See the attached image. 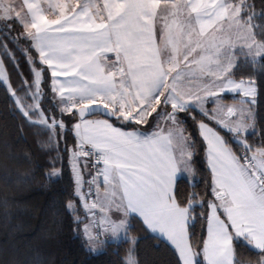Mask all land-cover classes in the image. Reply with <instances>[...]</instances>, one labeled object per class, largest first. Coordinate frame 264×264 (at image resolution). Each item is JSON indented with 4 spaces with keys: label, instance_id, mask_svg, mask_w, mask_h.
<instances>
[{
    "label": "snow or ice",
    "instance_id": "1",
    "mask_svg": "<svg viewBox=\"0 0 264 264\" xmlns=\"http://www.w3.org/2000/svg\"><path fill=\"white\" fill-rule=\"evenodd\" d=\"M44 3L46 8L37 0H23L12 16V0H0V19L19 23L36 53L33 57L29 49L23 50L32 79L18 72L17 87L0 59V84L30 124L53 135L57 128L66 131L65 115L78 119L70 158L75 194L83 198L81 157L92 156L94 166L102 165L97 176L104 185L103 195L97 185L96 201L85 208H99L105 217L113 208L124 217L138 216L152 233L170 242L181 264H234V241L239 240L264 251V148L252 151L244 135L254 127L250 104L257 89L252 79L233 78L237 47L264 67V29L253 31V5L248 0ZM45 71L51 77L48 97L42 86ZM228 93L246 99L224 106L222 97ZM46 100L48 108L43 107ZM206 103L213 107L205 109ZM196 106L215 125L199 124L215 198L207 204V239L201 252L194 250L188 233L193 204L201 202L193 193L182 206L174 194L180 166L192 172L189 149L195 147L184 136L178 114ZM94 109L101 110L100 116L136 125L148 124L152 117L153 127L124 131L108 119L86 118L97 115ZM217 128L231 135L238 152ZM52 175L59 176V170ZM125 227L121 219L112 232ZM84 232L91 241L90 226ZM128 264L135 262L129 259Z\"/></svg>",
    "mask_w": 264,
    "mask_h": 264
},
{
    "label": "trees",
    "instance_id": "2",
    "mask_svg": "<svg viewBox=\"0 0 264 264\" xmlns=\"http://www.w3.org/2000/svg\"><path fill=\"white\" fill-rule=\"evenodd\" d=\"M248 3L253 5V31L259 33L264 29V0H248ZM23 31L15 20L0 22V54L14 87L20 83L18 72L32 79L23 50L29 49L31 55L36 56L30 41L23 37ZM5 48L19 62V68L10 61ZM233 77L255 82L254 129L245 136L250 146L264 148V67L259 59L252 63L248 57L239 56ZM50 79V72L45 71L42 86L46 97L52 95L48 87ZM18 96L23 93L18 92ZM223 99L239 98L225 94ZM43 107H50L47 100ZM179 116L183 130L195 147L191 148L190 159L193 178L178 177L174 194L182 206H187L188 197L193 193L201 202H194L191 210L194 219H190L188 226L189 242L195 251L201 252L206 237L207 204L214 196L198 121L215 125L196 109L179 113ZM63 119L66 131L57 128L55 135L38 124H30L0 84V264H127L129 252L133 253L136 264H181L174 247L150 232L135 215L129 218L126 238L107 240L97 250L86 246L69 166V156L76 145L71 131L76 118L65 115ZM132 125L124 124L125 127ZM217 130L238 152L231 135L222 128ZM57 170L60 175L53 176ZM69 201L76 203L72 210L67 207ZM198 259L203 260L201 256ZM262 259L264 251L242 240L234 241V264H260Z\"/></svg>",
    "mask_w": 264,
    "mask_h": 264
},
{
    "label": "rangeland",
    "instance_id": "3",
    "mask_svg": "<svg viewBox=\"0 0 264 264\" xmlns=\"http://www.w3.org/2000/svg\"><path fill=\"white\" fill-rule=\"evenodd\" d=\"M38 2H40L41 3V5H42V7H47V5H46V3H44V0H37ZM66 2H68V3H71L72 2V0H66ZM5 3H7V0H5ZM12 3H13V7H14V11L11 13V15L12 16H14L15 15V11H19L20 10V6L22 5V3H23V0H12ZM24 12H26V10H25V8H24ZM3 15V12L2 11H0V16H2ZM11 20H13V19H0V22H2V23H8V22H10ZM158 29H159V26H158ZM24 32V31H23ZM23 35H24V33H23ZM24 37V36H23ZM236 51V61L238 60V57L239 56H245V54H244V51H241L240 50V48L239 47H237V49L235 50ZM234 79H240V78H235V77H233ZM228 94H231V95H233L234 96V94H232V93H228ZM236 96H238V100H231V99H223V97H222V101H221V103L224 105V106H238L239 104H240V102L241 101H244L246 98L245 97H243L242 95H236ZM247 99H249V100H251V98H247ZM255 103V99H254V102L253 103H251L250 104V107H251V110H252V113H253V115H254V111H253V104ZM211 107H213V105L211 104V103H206L205 105H204V108L205 109H209V108H211ZM194 109H196L197 111H199V112H201L202 113V109H200L199 108V106H196ZM169 111H171V110H169ZM222 115H223V113H221ZM153 116H155V114H153ZM238 117H231V118H229V119H231V120H235V119H237ZM178 121H179V126L182 128V124H181V119H180V116H179V114H178ZM203 121V120H202ZM202 121H198V130H199V124H200V122H202ZM203 122H205V121H203ZM153 123H154V121H153V118L152 117H149V123L148 124H145L146 126H148V127H151L150 128V130L152 129V127H153ZM165 127H167V125H165ZM183 129V128H182ZM223 129V128H222ZM254 129V127H252V128H249L248 129V131L244 134V135H246L247 133H249V132H251L252 130ZM223 130H225V129H223ZM226 131V130H225ZM183 134H184V136H186V137H189L188 136V134L184 131L183 132ZM199 134H200V130H199ZM221 134V133H220ZM222 135V134H221ZM201 136V135H200ZM223 136V135H222ZM203 139V138H202ZM204 144H205V156H206V143L204 142ZM250 145V144H249ZM260 148H262V147H252L251 146V149H252V151H256L257 149H260ZM189 150H191V149H189ZM252 155V152H249V156H251ZM258 159H259V157H258ZM206 162H207V159H206ZM191 164V163H190ZM208 165V164H207ZM69 166H70V169H71V173H72V177H73V180H74V174H73V171H72V168H71V163H70V159H69ZM79 167H80V172H81V170L82 169H84L85 171L86 170H88L89 171V173L90 172H92V169L90 168L91 166H90V164H89V161H88V165H87V161H86V159L84 158V157H81L80 158V160H79ZM209 168V167H208ZM191 169L193 170V168L191 167ZM193 172V171H192ZM186 178H188V179H192L193 177L192 176H190V177H186ZM74 183H75V180H74ZM99 186V188H100V193H101V195H103V192H104V189H103V191H101V189H102V186L101 185H98ZM104 187V186H103ZM95 189H97V184L95 183ZM74 194H75V185H74ZM75 197L77 198V197H79V196H77L76 194H75ZM96 197H97V191H96ZM77 200L79 201V204H82L83 205V207L85 208V204L87 203V204H91V202L88 200V198L87 197H85L84 196V194H83V198H81V197H79V198H77ZM69 203H71L72 205H73V207H75V204L76 203H74V201H69L68 202V204ZM73 207L71 208V209H69V210H72L73 209ZM94 209H92V210H89V209H87V208H85V210H84V215L86 216V219H87V222H86V224L88 225V226H90V229H91V219H92V217L91 216H89V214L91 213L92 214V211H93ZM94 212V211H93ZM117 213V217H116V221L118 220V222H116V224H119V222H120V220H119V218L123 215V213L122 212H117L114 208L111 210V211H109V213ZM107 217H108V214H107ZM107 217H103L104 219H106ZM110 219H112L111 218V216L109 217V221H111ZM99 230V232L101 231V229H100V227H97V231ZM126 230H123V231H119V232H116L115 233V241H117V240H119V239H121V238H126L127 237V235H126V232H125ZM85 233V232H84ZM91 234H92V237H93V239L91 240V241H89L88 239H87V236L84 234V240L86 241V246L89 248V249H91V250H97L98 248H99V246L101 245V243H104L105 241H107L108 239L106 238V237H102V238H100V237H98V235H96V237H98V238H100V239H98V238H96L94 235H93V232H91ZM129 259H131V260H133L134 262H135V258H134V256H133V253L132 252H129L128 254H127V256H126V263L128 264V261H129ZM135 264H136V262H135Z\"/></svg>",
    "mask_w": 264,
    "mask_h": 264
},
{
    "label": "crops",
    "instance_id": "4",
    "mask_svg": "<svg viewBox=\"0 0 264 264\" xmlns=\"http://www.w3.org/2000/svg\"><path fill=\"white\" fill-rule=\"evenodd\" d=\"M38 2V1H37ZM42 6V5H41ZM25 10L27 11V9L25 8ZM158 26L160 27V25L158 24L157 25V28H158ZM0 59H2V57H1V54H0ZM3 60V59H2ZM6 68V67H5ZM169 110H171L170 108H169ZM86 118H88V119H108L115 127H119V128H121L122 130H124V131H132V130H135V129H139L140 131H142V132H144V131H151L150 130V128L151 127H148V126H146L145 124H141V125H136L135 123H130V124H134V125H132V126H129V127H125L124 126V124H127V123H123L122 121H119V120H117L116 122L115 121H113L112 119H116V118H107V117H103V116H100V115H94V116H89V117H86ZM76 122H78V119L76 118V120L73 122V124H72V128H71V131H72V133H73V135H74V137H75V133H74V124L76 123ZM183 128V127H182ZM75 141H76V137H75ZM191 149V148H190ZM72 152V151H71ZM71 158V153H70V156H69V159ZM85 159H86V161H87V165H88V161H89V164H90V159L88 158V157H84ZM191 162L189 161V165H190V167H192V165L190 164ZM181 167V171L178 173V177H180V176H183V177H190V176H192L193 177V172H191V173H189V172H186V171H184V169H183V165H181L180 166ZM91 168V167H90ZM193 171V170H192ZM81 177H82V181H83V183H82V186H81V193L82 194H84V196L85 197H87L88 198V200L92 203V202H94V201H96V195H95V199L94 200H92V199H90L89 198V196H88V193H87V184H88V182H89V180L91 179V180H93V178L95 177V179H96V184L97 185H101L102 186V189H101V191H103V189H104V185H103V178H102V176H97V175H94V174H92V172H90L89 173V171L88 170H84V169H82L81 170ZM74 185H75V183H74ZM93 185H94V187H95V183H93ZM77 198H79V197H77ZM215 199V198H214ZM80 201V200H79ZM79 201H78V203H79ZM214 201V200H213ZM79 206H80V211H79V213H78V216H79V219L81 220V222H80V230H81V233L83 234V236H84V229H85V226L87 225L86 224V222H87V219H86V216L84 215V210H85V208L83 207V205L82 204H79ZM94 211V212H93ZM92 211V214L90 213L89 214V216H91L92 217V219H91V229H90V231L91 232H93V235L96 237V235H97V226H99L100 227V229H101V231H100V236H98V237H100V238H102V237H106L108 240H113V241H115V233H113L112 232V225L113 224H116V222H118V220L116 221V217H117V213L115 212V213H107L108 214V217L106 218V219H104L103 217H104V215L102 214V213H100V211H99V208H97V209H94ZM111 216V218L112 219H110L111 221H109V217ZM138 217V216H137ZM129 218H130V216L129 217H124V214L119 218V220H121V219H125L126 220V227H125V229H123V230H126V228H127V225L129 224ZM139 218V217H138ZM222 219L224 218L223 216L221 217ZM141 221H142V219L141 218H139ZM143 222V221H142ZM144 224V223H143ZM145 227L147 228V226L145 225ZM148 229V228H147ZM123 230H120V232L121 231H123ZM149 230V229H148ZM150 232H151V230H149ZM119 232V231H118ZM126 232V231H125ZM154 234H156V235H158L159 236V234L158 233H154ZM98 237H96V238H98ZM159 237H161V238H163L165 241H167L164 237H162V236H159ZM100 238H98V239H100ZM205 239H207V224H206V237H205ZM168 242V241H167ZM169 244H170V242H168ZM201 257H202V255H201ZM202 259H203V257H202Z\"/></svg>",
    "mask_w": 264,
    "mask_h": 264
},
{
    "label": "built area",
    "instance_id": "5",
    "mask_svg": "<svg viewBox=\"0 0 264 264\" xmlns=\"http://www.w3.org/2000/svg\"><path fill=\"white\" fill-rule=\"evenodd\" d=\"M88 158L90 159V166H91V169H92V174L97 175L98 168L102 167V165L94 166L95 158L92 157V156H89ZM91 181L92 180L90 179L88 184H87V193H88L89 198L94 200L95 199V195H96V189H95L93 183H91ZM97 227H99V226H97ZM99 234H100V232L98 230L97 231V235H99Z\"/></svg>",
    "mask_w": 264,
    "mask_h": 264
},
{
    "label": "water",
    "instance_id": "6",
    "mask_svg": "<svg viewBox=\"0 0 264 264\" xmlns=\"http://www.w3.org/2000/svg\"><path fill=\"white\" fill-rule=\"evenodd\" d=\"M100 109H94V112H96L97 114L100 112ZM99 115V114H98ZM103 117H107V116H103ZM107 118H115V117H107Z\"/></svg>",
    "mask_w": 264,
    "mask_h": 264
}]
</instances>
